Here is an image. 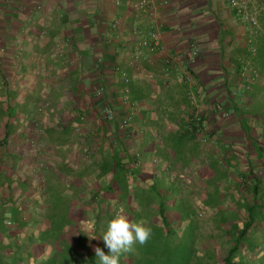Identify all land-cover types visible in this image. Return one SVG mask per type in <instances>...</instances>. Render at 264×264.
<instances>
[{"label": "crops", "instance_id": "obj_1", "mask_svg": "<svg viewBox=\"0 0 264 264\" xmlns=\"http://www.w3.org/2000/svg\"><path fill=\"white\" fill-rule=\"evenodd\" d=\"M135 1L0 0V92L4 93L0 102L16 103L19 114L16 132L0 151V166L17 164L22 178L29 176L34 186L43 183L50 165L61 160L51 154L49 130L77 127L80 120L75 130L95 134L106 104L122 115L135 110V126L145 135L155 134L159 144L161 136L179 135L184 118L194 111L211 119L214 114H237L239 106L247 109L246 114H264V78L249 74L259 41L264 40V0H246L258 28L232 11L229 0H150V9L140 14L132 9ZM117 22L121 28L115 30L111 25ZM134 24L144 31L163 26L160 50L140 68L129 62L136 43L129 32ZM192 44L200 48L194 64ZM100 59L104 63L98 66ZM117 68L131 80L129 104L121 97L125 84L115 73ZM186 69L190 78L182 81L180 74ZM97 87L105 88L104 101L95 97ZM44 103L50 107L39 114L37 108ZM143 115L154 125L140 121ZM228 118L226 123L207 124L199 143L207 159L218 145L231 144L234 120L232 115ZM258 120L252 119L253 126L257 129L259 123L264 128ZM34 121L44 129V138L37 142L38 158L28 144L36 138ZM108 128L110 142L118 145L115 124ZM153 144L154 140L146 143ZM189 146L194 151L195 142ZM15 152L21 157L18 162L8 160ZM199 160H194V167L200 168ZM156 164L147 158L146 166ZM14 195L21 199L18 187Z\"/></svg>", "mask_w": 264, "mask_h": 264}, {"label": "trees", "instance_id": "obj_2", "mask_svg": "<svg viewBox=\"0 0 264 264\" xmlns=\"http://www.w3.org/2000/svg\"><path fill=\"white\" fill-rule=\"evenodd\" d=\"M259 43L251 71L264 78V40ZM16 107L0 102V151L17 130ZM235 110L213 119L201 114L198 120L196 111L187 114L179 135L161 136V144L155 134L134 136L115 124V145L108 130L112 124L103 117L95 134L76 129L75 138L80 120L77 127L49 130L51 154L61 160L40 187L18 175L17 164L0 166V264H96L94 249L108 253L102 235L118 214L130 222L144 219L152 229L146 244L136 243L121 254L120 264H264V128L252 124L253 118L264 123V114H246L243 106ZM229 115L244 143L220 144L207 159L199 149L207 124L226 123ZM139 120L154 125L144 115ZM151 140L152 147L146 145ZM18 158L15 152L8 160ZM147 158L158 165L146 166ZM197 158L200 168L193 166ZM166 180L169 188L161 187ZM17 187L21 199L14 195ZM171 197L183 200L180 213L173 212ZM200 210H211L219 232L204 251ZM7 219L13 227H6Z\"/></svg>", "mask_w": 264, "mask_h": 264}, {"label": "built area", "instance_id": "obj_3", "mask_svg": "<svg viewBox=\"0 0 264 264\" xmlns=\"http://www.w3.org/2000/svg\"><path fill=\"white\" fill-rule=\"evenodd\" d=\"M230 2V8L232 11L237 12V14L242 18V20L246 23L249 24L253 28H258L259 27V22L257 20L256 15L251 11L249 7V3L246 0H229ZM151 7V2L150 0H138L132 3V9L137 12L138 14L142 12H147ZM111 27L113 29H119L121 28V24L119 22L112 24ZM130 34L136 38V43H135V48L134 51L130 54L129 56V62L134 65L136 68H140L143 66V64L152 62L154 59V56L158 53V51L161 48V43H162V36H163V26L161 25H154L150 28L148 31H144L140 28L139 24H134L132 27L129 28ZM109 39H103V44H108ZM191 51L192 55L190 58V63L194 64L197 62V59L200 54V48L197 44H192L191 45ZM63 52H61V56H63ZM103 60L100 59L97 61V65L101 66L103 65ZM186 72H182L180 74V78L182 81H185L190 78V73L188 70H185ZM115 73L121 78L123 83L125 84V88H123L120 91L121 97L123 101L127 104L130 103V90L128 88L131 80L128 76V74L120 69L117 68ZM252 75L254 78H259L260 75L253 71ZM150 78H154L153 75L150 76ZM4 85V83L2 82ZM106 90L104 87H97L95 91V97L99 100L104 101L106 98ZM50 107V103H44L40 106H38L37 110L39 114H42L46 109ZM101 116L104 118L105 121H107L110 124H116L118 129L120 131H128L130 130L132 134L137 135V134H142V130H140L138 127L135 126V116H136V111L133 110L130 114H119L110 104L103 105L101 108ZM196 118H200L199 116L201 115V112L196 111L195 112ZM199 120V119H198ZM33 129L35 130V136L33 140L29 141V146L33 149L34 151V156L37 157L39 153H41L38 149V140L44 138V129L43 125L39 121H34L33 122ZM38 158V157H37ZM42 182H39L37 184V187H40ZM6 227H13V223L7 219L5 221Z\"/></svg>", "mask_w": 264, "mask_h": 264}, {"label": "clouds", "instance_id": "obj_4", "mask_svg": "<svg viewBox=\"0 0 264 264\" xmlns=\"http://www.w3.org/2000/svg\"><path fill=\"white\" fill-rule=\"evenodd\" d=\"M146 224L147 222L144 219L130 222L122 214H118L115 218L108 221L106 230L102 235V240L108 249V253L106 254L103 249L96 247L94 249L96 264H120L122 253L132 251V247L136 243L140 245L146 244L152 235V229ZM88 237L90 239L96 238V236Z\"/></svg>", "mask_w": 264, "mask_h": 264}, {"label": "rangeland", "instance_id": "obj_5", "mask_svg": "<svg viewBox=\"0 0 264 264\" xmlns=\"http://www.w3.org/2000/svg\"><path fill=\"white\" fill-rule=\"evenodd\" d=\"M250 39V38H249ZM252 42H254L255 40L254 39H251ZM252 42H250V40H247V44H251ZM254 44V43H253ZM249 74H251V70L249 72ZM234 133L233 134L235 137V141L233 140L232 138V143H236V145H242L244 142V140L242 139V136L240 134V131L238 130V128L235 126L234 127ZM79 131L76 130V135L79 136ZM131 154H134V151L131 153ZM255 161V160H253ZM171 163H173V161L171 160L170 161ZM52 166V165H50ZM258 167L260 168L261 166L258 165ZM49 171V170H47ZM171 174V173H170ZM170 174L169 173H166L164 174V177L165 178H168V180L170 179ZM172 174H173V171H172ZM175 177V176H172V178ZM191 177H195L194 175H191ZM163 180V179H162ZM164 186L166 188H169V183L167 182L166 180V183H162L161 184V187ZM192 201H193V204L195 206L199 205L198 203L200 202L199 201V197L194 194V198H192ZM183 200L181 198L179 199H174L171 197L170 199V203L172 204H175V208H173V212H176V213H180L181 211L179 210L180 208V205H183ZM212 217H213V213L211 212V210H200L199 211V218H198V222H199V225H200V231H201V239H200V249L202 251H204V249L207 247V246H210L211 244V236H217L219 235V232L217 231V228H216V225L214 223V221L212 220Z\"/></svg>", "mask_w": 264, "mask_h": 264}]
</instances>
